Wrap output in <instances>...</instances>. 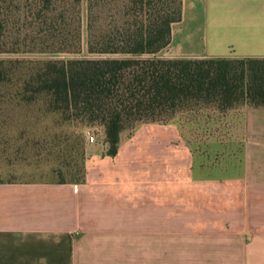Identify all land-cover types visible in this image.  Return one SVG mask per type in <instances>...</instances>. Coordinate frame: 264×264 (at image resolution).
<instances>
[{
    "label": "crops",
    "instance_id": "obj_1",
    "mask_svg": "<svg viewBox=\"0 0 264 264\" xmlns=\"http://www.w3.org/2000/svg\"><path fill=\"white\" fill-rule=\"evenodd\" d=\"M160 55L264 59V0H181ZM243 124L240 150L146 124L82 182L0 183V264H264V107Z\"/></svg>",
    "mask_w": 264,
    "mask_h": 264
},
{
    "label": "rangeland",
    "instance_id": "obj_2",
    "mask_svg": "<svg viewBox=\"0 0 264 264\" xmlns=\"http://www.w3.org/2000/svg\"><path fill=\"white\" fill-rule=\"evenodd\" d=\"M8 1L13 12L22 15L19 22L18 15L10 20L12 29L26 25L29 33H25L27 43L7 40L10 46L22 44L18 52L0 54V61H6L0 81V183L82 182L92 154L108 152L104 131L76 111L54 110L50 96L37 93V73L48 62L152 56L124 53L121 42L140 30L146 32L159 17L175 19L172 29L181 0ZM31 10L34 16L26 19ZM160 53L157 57L165 59ZM248 108L241 105L224 111L215 105L202 106L163 123L138 124L123 133L122 141L146 124L181 125L191 139L209 142L214 149L221 143L224 149L240 150Z\"/></svg>",
    "mask_w": 264,
    "mask_h": 264
},
{
    "label": "trees",
    "instance_id": "obj_3",
    "mask_svg": "<svg viewBox=\"0 0 264 264\" xmlns=\"http://www.w3.org/2000/svg\"><path fill=\"white\" fill-rule=\"evenodd\" d=\"M34 14L28 11L25 18ZM17 15L19 22L22 15L13 12L8 0H0V54L21 49L22 44L10 46L8 39L27 43L28 26L11 27ZM174 20L156 18L146 32L122 40L124 53L152 55L148 58L44 64L37 73V93L48 94L54 110H73L87 123L100 125L111 157L117 155L123 133L141 123H163L206 105L224 111L241 105L264 107V59L158 58L170 43ZM5 64L0 61V81Z\"/></svg>",
    "mask_w": 264,
    "mask_h": 264
},
{
    "label": "built area",
    "instance_id": "obj_4",
    "mask_svg": "<svg viewBox=\"0 0 264 264\" xmlns=\"http://www.w3.org/2000/svg\"><path fill=\"white\" fill-rule=\"evenodd\" d=\"M89 141H90L91 143H94V142H95V138H94V136H90V137H89Z\"/></svg>",
    "mask_w": 264,
    "mask_h": 264
}]
</instances>
